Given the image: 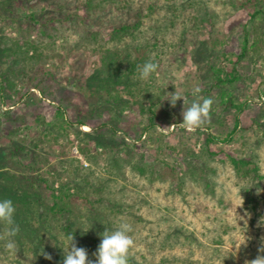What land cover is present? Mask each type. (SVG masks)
<instances>
[{
  "label": "rangeland",
  "instance_id": "obj_1",
  "mask_svg": "<svg viewBox=\"0 0 264 264\" xmlns=\"http://www.w3.org/2000/svg\"><path fill=\"white\" fill-rule=\"evenodd\" d=\"M242 1L130 0L146 14L137 38L110 40V24L101 28L104 37L98 40L91 35L85 39L89 31L83 28H68L57 37L53 49L45 48L42 87L18 75L15 87L8 92L1 89L0 81V134H6L4 144L10 141L7 130L13 125L19 126V139L29 140L38 132V117L55 122L60 108L76 122L73 111L83 108L84 115L79 118L86 123H74L67 134L45 133L43 151L49 161L31 164L36 166L35 172L50 169L64 174L59 181L72 180L77 221L82 222V228H87L90 218L105 226L101 232L111 231L121 222L129 223L133 229L129 233L133 240L130 254L137 264H246L264 255L260 251L264 247V226H257L264 216V175L251 171L244 179L226 157L250 158L257 163V153L264 148V18L259 25L247 23L248 7L236 8L233 3L240 5ZM35 2L0 0V47H16L17 41L23 43L28 36L38 39L42 25L29 17ZM74 4L67 9L72 20L95 29L85 18L80 2ZM152 4L155 11L149 15L148 6ZM41 7L45 10L40 15L42 21L64 18L57 11L49 14L52 8L46 0L37 9ZM122 14L115 9L108 17L114 20ZM247 30L253 31L248 52L242 55ZM255 40L257 45L252 44ZM137 54L147 56V61H157L158 69L148 80H138L133 88L135 95L126 85L119 88L125 103L108 93L99 100H84L82 92L73 87L94 75L107 74L111 59L126 71ZM218 67L225 71L236 67L241 77L224 89L209 90ZM197 85L202 89L199 96L212 99L213 104L205 125L188 132L179 126L183 98L172 107L166 93L177 89L191 102L192 89ZM229 97L234 107L222 103ZM151 99H160V103L155 106V126L145 130L151 114L141 112L136 102L150 106ZM237 119L240 124L236 127ZM106 122L108 127L114 122L118 132L105 127ZM232 132V139L225 140ZM210 134L215 141L208 143ZM206 147L219 154L211 157ZM191 151L198 162L194 174L185 164ZM204 165L213 167L216 173L211 170L207 174L210 168ZM208 179L210 187L206 186ZM41 190L51 202L49 189ZM248 194L257 202L256 209ZM68 218L60 217L50 224L52 240L61 247L70 243L61 226L69 222ZM3 229L0 225V232ZM0 242L4 243L0 264H49L52 260L33 245H16L18 252L9 253L6 241ZM88 245L84 248L92 260ZM48 253L55 259L58 254L64 255L63 248H52Z\"/></svg>",
  "mask_w": 264,
  "mask_h": 264
},
{
  "label": "trees",
  "instance_id": "obj_2",
  "mask_svg": "<svg viewBox=\"0 0 264 264\" xmlns=\"http://www.w3.org/2000/svg\"><path fill=\"white\" fill-rule=\"evenodd\" d=\"M69 1L70 0H61V3L60 0H46V4L51 5L52 8V11H49V14H53V11H57V13H62L64 18L54 19L48 17L45 21H42L40 15L45 10L42 7L37 9L42 0H36L35 4L31 5L32 11L29 17L34 23L39 22L42 25L38 39L32 40L30 36H28L23 43L17 41L16 47H0V81L1 89L3 91L10 92L15 87V79L18 75L29 77L34 85L42 87L41 84L45 77L44 64L47 61L46 54H44L46 50L45 48L50 47L53 49L57 37H59L66 29L72 28L77 30V28H83L85 31H89L88 36H85V39L87 37L89 39V36L91 35V39L98 40L100 36L104 37L103 34H101V28H106V26L110 24L109 26H112L109 31L110 40L122 41L126 37L137 38L146 15L143 12L144 9L133 6L130 0H77L85 9V18L87 21L95 26V29L91 30L86 27L84 23L81 22L76 24L77 22L75 23V21L72 20L73 18L71 16L73 15L67 13V9L72 6V4H77L76 0ZM233 3L236 8L240 6L248 7L247 23L259 25L258 21H260L261 18H264V0H243L240 5H235V2ZM148 8V14L155 11L154 4L149 5ZM115 9L121 10V12H124V15L122 14L123 16L121 17L115 16V19L112 20V18L108 17V14L112 13ZM251 31L247 30L245 32L246 34L242 45V55H246L248 52V47L250 45L249 34ZM156 41H158V39ZM252 44L257 45L258 41L255 40ZM156 45L157 44L155 43V47ZM156 55L157 57L155 58H158L159 55ZM239 57L241 58V56ZM109 58V56L106 59L103 58V61H106ZM134 59L135 60L131 61L126 67V71L122 69L123 65L120 62L111 59L112 62L108 63V65H111V70L107 72V74L100 73L98 76L94 75L91 78H87L86 83H75L73 87L82 92L84 100H99L103 97V93H108L112 97H116L119 103H125L119 92V88L126 85L125 88L135 95L133 88L139 83L136 69L147 62V56L144 54H137ZM155 63L158 62L156 61ZM41 74L43 76L38 78ZM215 74L216 75L213 77L212 83L208 88L209 90L215 87L224 89L228 83H234L241 77V75L238 74V69L236 67L229 68L227 71L218 67ZM136 103L140 105L141 112L149 111L151 114L149 115V124L145 126V130L149 127L155 126V106L160 103V99H151L150 106H146L144 105V102L140 101H137ZM222 103L228 107L235 106L231 97H229V100L223 99ZM58 111L59 117L55 122L47 121L41 117L35 119L38 132H36V135L29 140L19 139L17 136L19 126L15 128V125H13L12 129L7 130V136L10 137V141L8 144H4L2 143V139L6 134L1 131L0 200L11 199L15 205L16 212L14 219L15 223L19 225L20 228L18 235L13 238L17 246L30 244L35 248H38L41 253H48L52 248L54 251L61 250V245L57 241L52 240L53 229L50 224L51 220L67 216L69 217V222L61 225L65 236L68 238L69 236H74V241L78 247L84 248L87 246V242H89L88 248L94 253L101 242L102 236L100 233H103L101 231L105 226L98 224L97 222L99 221L90 218L87 221L86 228L89 230L84 232L83 229H81L82 222H79V220L77 221L78 217L76 216V208L74 205V197L76 194L71 192L70 186L72 180L70 181L69 179L68 182L63 180L59 181L64 177V174L52 172L50 169L46 171L44 170L40 173L35 172L36 166L31 164H42L49 161L46 158V152L43 151L44 141L42 138L45 133H58L60 135L67 134L70 133L73 125H84L86 123L84 119L79 118V116L84 115L83 108H76L75 111H73L76 114V122L67 118L65 112L60 108H58ZM7 113H9V111ZM114 124V122H111L108 127L107 122L103 123L105 127L111 129L112 132L116 134L118 130L115 129ZM239 124L240 121L237 119L235 126L237 127ZM84 134L86 136L90 135L89 132H84ZM99 137L102 136L99 135ZM232 137L233 132L228 134L224 139L230 140ZM207 141L208 143L215 141V136L210 134L207 137ZM41 148L42 151H39ZM205 149L211 157H216L219 154V152L211 150L209 147H206ZM220 153L223 152L220 151ZM195 157L196 155L191 151L185 158L186 169L187 171H192L193 174L195 172L194 167L198 165V162L195 161ZM226 157H228L229 162L244 179L249 177L251 171H254L255 175H259L260 168L254 160L244 157L236 158L231 155H227ZM31 165H33V167ZM200 166L203 168L201 164ZM204 166L210 168L209 171L206 172L207 174H210L211 170L213 173H216V170H214L213 167L209 165ZM16 168L20 169L17 170ZM140 169V172L145 174V170L142 168ZM57 181H59V186L55 187ZM206 186H211V180L208 179L206 181ZM42 187L49 189L51 202L47 201L46 197H44L41 190ZM247 197L251 202L252 207L256 209L257 202L254 197L250 194H248ZM74 221L77 222L74 224ZM50 243L52 244V247ZM3 246L4 243L0 242V248ZM63 259L64 255L61 256L58 254L57 259L52 258V260L56 262L51 260L49 264H63ZM95 259L96 257L93 255L92 260ZM129 264H137L130 253Z\"/></svg>",
  "mask_w": 264,
  "mask_h": 264
},
{
  "label": "clouds",
  "instance_id": "obj_3",
  "mask_svg": "<svg viewBox=\"0 0 264 264\" xmlns=\"http://www.w3.org/2000/svg\"><path fill=\"white\" fill-rule=\"evenodd\" d=\"M157 69L158 65L152 60H149L142 66L137 67V79L146 81ZM201 91L202 89L200 86L197 85L193 87L192 95L194 98L191 102H189L186 96L179 94L177 89L175 92L166 93V100L170 101L172 107H175L177 101L183 98V120L179 123V126L188 132L201 128L209 120V113L213 100L210 98H201L199 96ZM174 125L176 124L172 126ZM257 155V164L260 168V174L264 175V148L260 149ZM242 205L243 203L239 206ZM15 212L16 208L11 199L0 200V225L4 226L3 231L0 232V240L6 241L5 250L9 253L18 252L16 243L13 239L20 231L19 225L15 223ZM240 219H244V217H240ZM245 224H247L246 219ZM257 226H264V216L260 218ZM81 229H83L84 232L89 230L86 228ZM132 230V226L129 223L121 222L111 231L106 229L103 233H100L102 236L101 242L97 250L93 253L96 257L95 260H90L87 250L83 247H78L74 241V236H69L68 239L70 243L66 247H62L64 252L63 264H129V253L133 245V240L129 233H131ZM245 242L246 240L242 244ZM260 251L264 252V247H262ZM42 254L45 258L52 259L49 254L43 252ZM246 264H264V255L258 256L251 261H246Z\"/></svg>",
  "mask_w": 264,
  "mask_h": 264
}]
</instances>
